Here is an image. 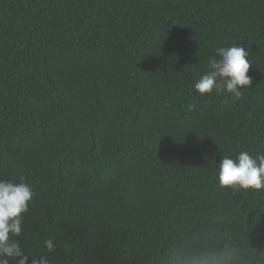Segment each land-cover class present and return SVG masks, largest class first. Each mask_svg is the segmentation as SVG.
Returning a JSON list of instances; mask_svg holds the SVG:
<instances>
[{
  "label": "trees",
  "instance_id": "trees-1",
  "mask_svg": "<svg viewBox=\"0 0 264 264\" xmlns=\"http://www.w3.org/2000/svg\"><path fill=\"white\" fill-rule=\"evenodd\" d=\"M233 45L252 84L201 95ZM242 151L264 155V0H0V180L32 187L29 264H264V189L218 178Z\"/></svg>",
  "mask_w": 264,
  "mask_h": 264
},
{
  "label": "clouds",
  "instance_id": "clouds-1",
  "mask_svg": "<svg viewBox=\"0 0 264 264\" xmlns=\"http://www.w3.org/2000/svg\"><path fill=\"white\" fill-rule=\"evenodd\" d=\"M248 51L243 46L218 47L215 55L208 60V71L195 83L194 87L201 95L226 91L241 96L240 88L252 84L248 75L251 63ZM219 183L233 189H264V155L252 158L247 151L239 153L237 159L222 158L219 165ZM34 193L30 184L23 178L19 182L0 180V264H29L19 237L22 231V213L29 210V202ZM50 253L55 250L52 239L44 241ZM31 264H49L46 255L33 257Z\"/></svg>",
  "mask_w": 264,
  "mask_h": 264
}]
</instances>
